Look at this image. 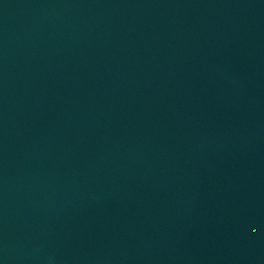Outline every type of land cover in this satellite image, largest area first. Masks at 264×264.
Here are the masks:
<instances>
[{
	"label": "water",
	"instance_id": "1",
	"mask_svg": "<svg viewBox=\"0 0 264 264\" xmlns=\"http://www.w3.org/2000/svg\"><path fill=\"white\" fill-rule=\"evenodd\" d=\"M0 264H264V0H0Z\"/></svg>",
	"mask_w": 264,
	"mask_h": 264
}]
</instances>
